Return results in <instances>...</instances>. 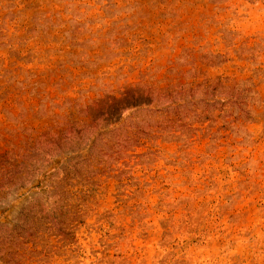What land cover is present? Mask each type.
<instances>
[{
  "label": "rangeland",
  "instance_id": "374dc122",
  "mask_svg": "<svg viewBox=\"0 0 264 264\" xmlns=\"http://www.w3.org/2000/svg\"><path fill=\"white\" fill-rule=\"evenodd\" d=\"M0 264H264V0H0Z\"/></svg>",
  "mask_w": 264,
  "mask_h": 264
}]
</instances>
